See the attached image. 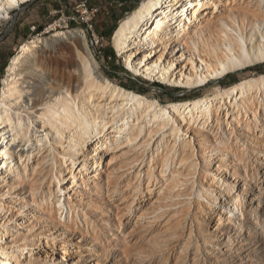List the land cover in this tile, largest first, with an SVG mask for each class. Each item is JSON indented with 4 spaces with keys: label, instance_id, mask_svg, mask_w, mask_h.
<instances>
[{
    "label": "bare ground",
    "instance_id": "6f19581e",
    "mask_svg": "<svg viewBox=\"0 0 264 264\" xmlns=\"http://www.w3.org/2000/svg\"><path fill=\"white\" fill-rule=\"evenodd\" d=\"M29 1L0 0V25ZM48 32L17 48L2 80L0 264H53L58 253L64 264H79L78 246L50 235H16L19 226L30 230L45 219L56 218L52 236L80 228V214L93 201L81 205L76 192L88 189L91 177L104 174L105 192L126 202L158 171H171L180 183L179 165L180 174L196 170L200 132L216 133L220 144L229 132L248 155L242 133L264 142V75L243 71L264 63V0H142L119 23L112 42L136 75L197 88L242 71L244 79L231 87L216 81L209 94L169 104L106 75L81 29L58 32L52 25Z\"/></svg>",
    "mask_w": 264,
    "mask_h": 264
},
{
    "label": "rangeland",
    "instance_id": "374dc122",
    "mask_svg": "<svg viewBox=\"0 0 264 264\" xmlns=\"http://www.w3.org/2000/svg\"><path fill=\"white\" fill-rule=\"evenodd\" d=\"M141 2L32 0L22 4L12 13L10 20L0 25V94L7 65L17 48L36 36L49 37L52 33L48 32L49 28L58 24L63 12L70 21L75 17L77 23H69L66 28L56 27L58 32L81 29L89 50L106 75L122 81L142 95L152 94L162 104L209 94L216 81L222 82L223 88H228L244 79L242 71H235L200 87L184 88L130 72L121 61L112 37L119 23ZM84 3L89 9L98 10L93 17L94 29L104 38L98 45L94 42L93 30L87 31L85 24H80L83 16L76 11ZM75 45L76 52H82L79 43L75 42ZM255 69L264 75V63L243 71L247 74ZM203 135L205 132L198 134L203 144L200 150L196 146L199 152L197 168L180 174L179 165L176 175L181 179L180 183L176 178L172 179L171 171L166 174L158 171L157 178L149 187L145 184L141 189L136 188V194L123 202V195L120 200L105 192L104 174L99 180L91 177L90 190L78 188L76 192L81 205L85 201H93L80 214V228L66 233L58 230L60 235L52 236L57 231L53 227L56 218L51 223L45 219L43 222H47L49 228L44 229L42 220L34 221L30 230L27 226H19L20 234L16 237L23 239L27 233L42 237L50 235L56 242L71 243L79 247V253H83L79 256V264H95V261L100 264H264L262 137L257 140L243 133L239 136L248 142V155L236 147L235 136L231 137L229 132L228 137L224 136L225 144L219 143L216 133L208 137ZM211 158H215L213 166ZM102 168L108 169V173L113 171V165L108 163L102 164ZM220 178H223L222 184ZM129 183L136 184V181ZM117 195L120 198L121 192ZM31 207L34 208L30 205L23 211L28 213ZM15 212L13 210L12 214ZM84 219L89 223L84 225ZM48 230L50 234H46ZM68 238L70 240L65 241ZM56 255L53 264H64L59 257L61 254Z\"/></svg>",
    "mask_w": 264,
    "mask_h": 264
},
{
    "label": "built area",
    "instance_id": "2783aa9c",
    "mask_svg": "<svg viewBox=\"0 0 264 264\" xmlns=\"http://www.w3.org/2000/svg\"><path fill=\"white\" fill-rule=\"evenodd\" d=\"M60 11L61 10H59L57 13H59ZM97 11L98 10H96V9H89V7L86 6L85 3L82 6L79 7V10L76 11L77 13L81 14V16H83L82 21L80 22V24H86V26L88 28H92V30H93V38H94V42H95L96 45H98L104 39L102 36L97 34V32L94 29L93 17L95 16V13H97ZM71 19L72 20L70 21V19L67 18L64 15V12H63L62 13V18H60V21H58L57 22L58 24H55V26L56 27L66 28V27H69V23L70 24L77 23L75 17H73Z\"/></svg>",
    "mask_w": 264,
    "mask_h": 264
},
{
    "label": "trees",
    "instance_id": "16d2710c",
    "mask_svg": "<svg viewBox=\"0 0 264 264\" xmlns=\"http://www.w3.org/2000/svg\"><path fill=\"white\" fill-rule=\"evenodd\" d=\"M110 55H113V53L111 52V54Z\"/></svg>",
    "mask_w": 264,
    "mask_h": 264
}]
</instances>
